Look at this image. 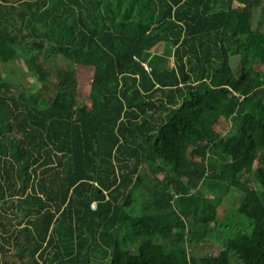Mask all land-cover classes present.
I'll list each match as a JSON object with an SVG mask.
<instances>
[{
  "label": "trees",
  "instance_id": "trees-1",
  "mask_svg": "<svg viewBox=\"0 0 264 264\" xmlns=\"http://www.w3.org/2000/svg\"><path fill=\"white\" fill-rule=\"evenodd\" d=\"M263 67L264 0H0V264H264Z\"/></svg>",
  "mask_w": 264,
  "mask_h": 264
},
{
  "label": "rangeland",
  "instance_id": "rangeland-1",
  "mask_svg": "<svg viewBox=\"0 0 264 264\" xmlns=\"http://www.w3.org/2000/svg\"><path fill=\"white\" fill-rule=\"evenodd\" d=\"M256 13V14H255ZM254 14H255V16H254V18H255V20H254V29L256 28V26H257V24L259 23L258 21H259V19H258V15H257V13L258 12H255ZM159 48V50H158V53H162V46H160V47H156V49L154 48V50H149V52H148V54H152L153 52H155V50H157ZM170 65H172V63L170 64ZM16 67H18L17 65H15ZM264 68V67H263ZM76 70H77V72L80 74L79 75V80H81V81H83V83H86L87 81H88V76L90 77L91 76V69L90 70H84V69H80L79 67L77 68L76 67ZM263 71H264V69H263ZM87 89L86 88H82V90H81V92H82V94H85V92H87L86 91ZM219 127H225L224 125H222L221 126V124H220V126ZM259 172L258 173H256V177H258L259 178ZM210 244V243H209ZM216 250V249H219V247L216 245V244H214V243H212L211 244V250ZM219 254V252L217 251V252H215V254L214 255H218Z\"/></svg>",
  "mask_w": 264,
  "mask_h": 264
},
{
  "label": "built area",
  "instance_id": "built-area-1",
  "mask_svg": "<svg viewBox=\"0 0 264 264\" xmlns=\"http://www.w3.org/2000/svg\"><path fill=\"white\" fill-rule=\"evenodd\" d=\"M145 68H146V69H148V67H147V66H146ZM148 70H149V69H148Z\"/></svg>",
  "mask_w": 264,
  "mask_h": 264
}]
</instances>
